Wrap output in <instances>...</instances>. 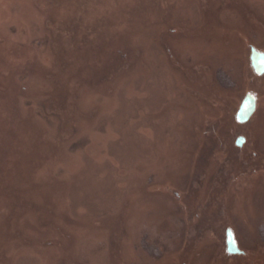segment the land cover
Segmentation results:
<instances>
[{"label":"rangeland","instance_id":"obj_1","mask_svg":"<svg viewBox=\"0 0 264 264\" xmlns=\"http://www.w3.org/2000/svg\"><path fill=\"white\" fill-rule=\"evenodd\" d=\"M225 1L0 0V264L259 261L264 83L237 35L264 48V22L236 0L226 36ZM248 94L262 104L240 127ZM241 134L239 155L214 143Z\"/></svg>","mask_w":264,"mask_h":264},{"label":"bare ground","instance_id":"obj_2","mask_svg":"<svg viewBox=\"0 0 264 264\" xmlns=\"http://www.w3.org/2000/svg\"><path fill=\"white\" fill-rule=\"evenodd\" d=\"M227 1V0H226ZM226 1L224 2V3H226ZM230 1H233L232 3L233 4H231V6H229V4H228V7L227 8H225L224 10L225 11H222V13L221 14H219L220 15V17L222 16L223 17V20L224 21H220V24H222L221 25V29L224 31L223 33H225L226 31H231L235 26H234V23L233 22H235L234 20H235V13L236 12H241L242 11V5L240 4V8L239 7H237V5H236V3L235 2H237L236 0H230ZM246 4V6L244 5V7H247V8H253L254 10H256V16H255V22H256V25L257 26H259V24L260 23H263L264 22V19H263V17L261 16L262 15V13H264V12H262L263 10H261V9H259V8H263L264 7V0H250L249 1V3L248 2H246L245 3ZM257 4H259L260 5V7H259V5H257ZM255 5H257V7L255 6ZM263 5V6H262ZM239 6V5H238ZM248 11V10H247ZM244 12H246V11H243L242 12V15L244 16V18H245V13ZM238 13H236V15H237ZM248 14H250V13H248ZM247 14V15H248ZM260 16V17H259ZM234 17V19L233 20H231V18H233ZM257 17V18H256ZM259 17V18H258ZM247 22H249V19H248V17L246 16V19H245ZM240 23V22H239ZM238 25V24H237ZM247 25H249V26H251V27H254V25L253 24H250V23H248ZM229 34H230V32H228ZM235 33V32H234ZM224 35V34H223ZM226 36H228V34H227V32H226ZM235 36V35H234ZM167 43L166 42H163V46H165ZM79 50L77 49L76 50V48L74 47V50H73V52L74 53H77ZM171 57V56H170ZM185 61L186 62H188V59H185ZM156 65H158V66H156V68L157 67H159L160 68V70H161V72L162 73H166L167 72V69H169L168 67H166L165 66V63L162 61V59L161 58H158V60H157V64ZM158 69V68H157ZM232 70H233V68H231ZM74 70H75V75L74 76H76L77 75V70H79V67L78 66H75V68H74ZM234 71V70H233ZM235 72V74H231V73H234ZM234 72H231L230 74L231 75H236V73H237V71H236V69H235V71ZM226 74V73H225ZM77 77V76H76ZM7 88H5V87H1V89H0V92H2V93H5V92H7ZM178 93H181V91H178ZM178 93H176V96L178 95V98H180L181 97V94H178ZM185 95V94H184ZM186 96V95H185ZM181 99V98H180ZM174 103H177V100H173L172 102H170V104L168 105V110L169 109H172V107H173V105H174ZM175 107H177V106H175ZM179 108H181V107H179ZM180 112H178V117H183V118H186L187 120H188V124H190V125H192V124H195L196 123V115H194V114H189V113H186L185 111H183L182 110V108L179 110ZM193 126V125H192ZM191 129H192V127H190ZM207 132V131H206ZM186 134H188V133H186ZM194 136H196L195 134H193ZM192 134H191V136H193ZM153 146H154V148H155V144H153V145H149L148 146V149H153ZM165 148L167 149V150H169L170 149V147L169 146H167V145H165ZM156 149V148H155ZM154 149V152L155 151H157V149L155 150ZM188 149V148H187ZM172 151H174V150H172ZM158 152V151H157ZM22 199V198H21ZM121 215V214H120ZM145 229H146V226H143V227H140V229H139V233H138V236H137V239H134L137 243H141V239H142V237H143V235H144V233H146V231H145ZM93 241V240H92ZM92 241H89L90 243H86V245H87V249L90 251H93V250H97V248H98V250H99V245L98 244H100V243H103V242H100L99 240H95V242H92ZM112 242H113V239H111V244H112ZM105 254H106V252H105ZM102 255H104V254H102ZM102 255H100V256H102ZM113 257V258H112ZM100 260L101 261H103V263L105 264L106 262L108 263V261H107V256L105 257V258H102V257H100ZM109 260H110V263L111 264H114L115 262H114V255H113V250L111 251V256L109 257ZM95 264H96V262H95ZM97 264H99V263H97Z\"/></svg>","mask_w":264,"mask_h":264},{"label":"flooded vegetation","instance_id":"obj_3","mask_svg":"<svg viewBox=\"0 0 264 264\" xmlns=\"http://www.w3.org/2000/svg\"><path fill=\"white\" fill-rule=\"evenodd\" d=\"M248 36V38H249V34L248 35H246V34H244V33H239L238 35H237V37L239 38V40L241 41V43H242V46H243V48L244 49H248V51H247V54H249V57H250V61H251V66H252V70H253V72H254V74H255V76H256V78L259 80V81H262L263 83H264V74H262V75H260V74H258L257 72H256V70H255V68H254V65H253V54H254V52H257V53H259V54H262V55H264V48H257L256 46V44H254V40H253V37L254 36H256L255 34H252L250 37H251V42H250V38L249 39H247L246 37ZM248 41V42H247ZM250 42V43H249ZM247 43H248V45H247ZM249 97H252V98H254L255 100H256V107H255V112H254V114L251 116V118L247 121V122H245V123H241L240 121H239V114H240V112H241V109H242V107H243V105H244V103H245V101L247 100V98H249ZM260 104H262L261 103V101H260V99L256 96V95H252V94H248V95H246V98L244 99V101H243V103L241 104V107H240V109H239V111H238V113H237V119H236V121H237V125L238 126H240V127H245V126H247V125H249V124H251V122H252V120L255 118V116L258 114V112L260 111V108H261V106H260ZM224 138L225 137H222L221 139H219V140H217V139H214V143H220V147H221V144L223 145V146H225L226 148H227V150H225L224 152L225 153H227V157L228 156H234L233 154L234 153H237L238 155H239V153H240V151L239 150H242V149H244V151H245V149H246V147L249 145V137L248 136H246V135H244V134H241V135H239L236 139V145H235V147H234V143H233V146L232 145H230L229 143H227V141H224ZM227 140V139H226ZM243 151V150H242ZM253 153H251L250 152V150H247V152L245 153V155H246V157L245 158H247V157H249V156H251ZM254 155V154H253ZM227 174V173H226ZM217 180V182L219 181V179H216ZM218 185V184H217ZM210 208V207H209ZM213 220V219H212ZM205 224H207L206 226L209 228V226L211 225V222L209 221V217H208V219L206 220V223ZM205 224H204V226H205ZM209 225V226H208ZM207 229V228H206ZM229 232H232L233 233V235H234V238H235V242H236V244H237V246H238V249H239V251H240V253L239 254H236V255H234V254H231L230 252H229V247H228V235H229ZM261 240V239H260ZM261 241H263V240H261ZM261 241H258V243L257 244H259ZM226 243H227V255L228 256H230V257H237V258H240V257H246L248 254L245 252V251H243V250H241V248H240V245H239V242L237 241V238H236V234L231 230V229H228L227 230V232H226ZM257 247H258V249L260 248V250L258 251L257 250V248H255V251L257 250L258 252L257 253H259L260 254V258H259V261L257 260L256 261V263L255 264H258V262H259V264H264V263H261L262 261H260V259H262L261 257H264V248H262V247H259V245H257ZM262 255V256H261ZM218 259V258H217Z\"/></svg>","mask_w":264,"mask_h":264},{"label":"water","instance_id":"obj_4","mask_svg":"<svg viewBox=\"0 0 264 264\" xmlns=\"http://www.w3.org/2000/svg\"><path fill=\"white\" fill-rule=\"evenodd\" d=\"M253 65L258 74L260 75L264 74V55L254 52ZM255 107H256V100L252 97L247 98L239 114V121L241 123L247 122L254 114ZM228 247H229V252L231 254L236 255L240 253L232 232H229L228 235Z\"/></svg>","mask_w":264,"mask_h":264}]
</instances>
